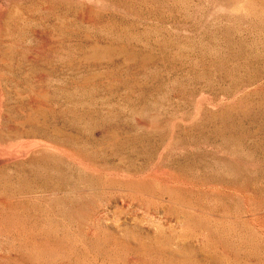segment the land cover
Here are the masks:
<instances>
[{
	"label": "rangeland",
	"instance_id": "374dc122",
	"mask_svg": "<svg viewBox=\"0 0 264 264\" xmlns=\"http://www.w3.org/2000/svg\"><path fill=\"white\" fill-rule=\"evenodd\" d=\"M0 264H264V0H0Z\"/></svg>",
	"mask_w": 264,
	"mask_h": 264
}]
</instances>
